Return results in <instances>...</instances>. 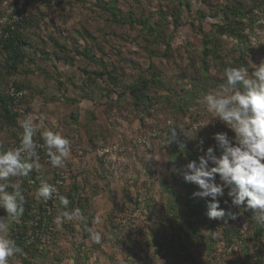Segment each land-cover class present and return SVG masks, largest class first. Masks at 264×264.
<instances>
[{
	"label": "rangeland",
	"instance_id": "374dc122",
	"mask_svg": "<svg viewBox=\"0 0 264 264\" xmlns=\"http://www.w3.org/2000/svg\"><path fill=\"white\" fill-rule=\"evenodd\" d=\"M4 1L14 0H0V19ZM29 4L14 34L18 60L0 24V96L20 93L15 126L0 105V148L19 146L18 121L28 115L41 125L34 141L43 143L47 128L72 148L62 167L37 151L41 169L8 178L20 183L32 217L10 223V236L34 238L10 264H264V224L254 211L231 207L225 189L220 206L236 219H209L203 212L210 198H193L198 187L183 179L189 162L216 148V133L234 138L200 100L224 83L229 61L264 60V0ZM104 148L116 150L101 155ZM60 175L70 203H59L56 216L79 208L85 219L37 231L30 225L41 200L36 192L42 180L53 184ZM193 204L203 206L201 216L192 214ZM97 213L100 244L85 228ZM0 217H7L3 209Z\"/></svg>",
	"mask_w": 264,
	"mask_h": 264
},
{
	"label": "clouds",
	"instance_id": "9594fccd",
	"mask_svg": "<svg viewBox=\"0 0 264 264\" xmlns=\"http://www.w3.org/2000/svg\"><path fill=\"white\" fill-rule=\"evenodd\" d=\"M258 23L264 24V19ZM222 78L224 83L208 91L200 103L234 133V138H230L227 132L216 133L213 137L216 148L209 147L204 155L199 156L198 162H189L183 179L198 187L193 198H210L209 219L222 220L226 215L236 219L237 213L226 212L220 206L225 189H228L231 207L240 212L254 211V218L264 224V60L256 64L250 59L248 66H232L229 61ZM18 123L23 129L19 146L7 150L0 148V209L7 213L6 218L0 217V264H10V259L22 252L11 238L9 226L23 216L25 197L20 183L9 184L8 178L28 176L33 169H41L37 148L46 149L48 163L54 168L62 167L71 152V141L60 131L45 128L40 134L43 144L34 141L41 125H35L31 115ZM108 150L99 151L102 155ZM9 187L12 192L7 191ZM36 198L44 201L56 199L64 208L70 203L54 184L43 180ZM224 203L228 204V200ZM74 218L85 219L79 208L60 212L53 222L61 226ZM102 223V216L97 213L91 227L85 224L93 243L102 241V234L96 229Z\"/></svg>",
	"mask_w": 264,
	"mask_h": 264
},
{
	"label": "trees",
	"instance_id": "16d2710c",
	"mask_svg": "<svg viewBox=\"0 0 264 264\" xmlns=\"http://www.w3.org/2000/svg\"><path fill=\"white\" fill-rule=\"evenodd\" d=\"M33 1V0H32ZM31 1V2H32ZM30 5V4H29ZM25 21V20H24ZM24 21L18 23V24H14L11 27L6 28V33L9 34L7 37V51L8 54L10 55V58L13 60H18L20 58V51H19V42L18 40L15 38V33L17 32V28L19 27V25L21 23H23ZM4 40V39H3ZM15 94H18L19 90L13 89ZM20 94V93H19ZM22 97V96H21ZM20 97H18L19 99ZM16 97L12 96L11 93H9L7 96H0V105L3 109V112L7 118V121L10 122L11 126H15V118L16 115L18 114L17 112H15V109H13L15 102H16ZM66 185L61 189V195L64 194ZM59 204V201H57V204L54 208V211L52 213V216L49 218L48 223L45 224L44 223V219H45V209L43 207V204L41 203V200L38 204V209H37V213L36 215L33 217V219H31V224L30 225H35L37 227V231H48V229L52 226V224L54 223V217L56 216V208ZM197 204H193V207L191 209L192 214H195L197 216H201L202 213V208L203 206H196ZM209 206V205H208ZM26 205L24 204V209ZM205 211L203 213L207 214L209 208H205ZM22 217H30L29 216V210H25L24 214ZM32 218V217H30ZM14 240L16 241V244L19 248L22 249V252H25L27 250V248L31 247L34 244V238L33 239H25V238H21V237H15Z\"/></svg>",
	"mask_w": 264,
	"mask_h": 264
},
{
	"label": "built area",
	"instance_id": "2783aa9c",
	"mask_svg": "<svg viewBox=\"0 0 264 264\" xmlns=\"http://www.w3.org/2000/svg\"><path fill=\"white\" fill-rule=\"evenodd\" d=\"M32 0H14V1H4L2 4V16L0 19V24L4 27V29L11 27L14 24H18L22 21H24L27 17V6L29 3H31ZM12 96H15L16 99L19 96L18 94L13 92L11 93ZM142 140L138 139V144H141ZM39 144H43L40 143ZM71 148H72V144H71ZM75 149H77V151L82 154V150L80 146L75 147ZM114 150H116V148L114 149H110L106 152H103V154H109L111 153V151L113 152ZM37 151H46V149L43 148H37ZM65 175H60L57 180L54 181V185L58 188L59 192L61 193V189L66 185L65 183ZM56 199H50L48 201H44L41 198V203L43 204V207L45 209V219H44V223L47 224L49 218L52 216V213L54 211V208L57 204Z\"/></svg>",
	"mask_w": 264,
	"mask_h": 264
}]
</instances>
